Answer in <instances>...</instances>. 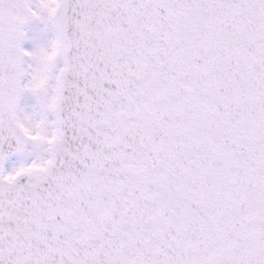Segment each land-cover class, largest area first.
I'll use <instances>...</instances> for the list:
<instances>
[{
    "label": "snow or ice",
    "instance_id": "6c2138e0",
    "mask_svg": "<svg viewBox=\"0 0 264 264\" xmlns=\"http://www.w3.org/2000/svg\"><path fill=\"white\" fill-rule=\"evenodd\" d=\"M0 264H264V0H0Z\"/></svg>",
    "mask_w": 264,
    "mask_h": 264
}]
</instances>
